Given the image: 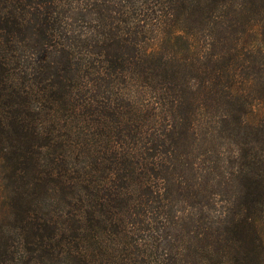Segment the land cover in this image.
Returning <instances> with one entry per match:
<instances>
[{
    "label": "trees",
    "instance_id": "16d2710c",
    "mask_svg": "<svg viewBox=\"0 0 264 264\" xmlns=\"http://www.w3.org/2000/svg\"><path fill=\"white\" fill-rule=\"evenodd\" d=\"M0 264H264V0H0Z\"/></svg>",
    "mask_w": 264,
    "mask_h": 264
},
{
    "label": "rangeland",
    "instance_id": "374dc122",
    "mask_svg": "<svg viewBox=\"0 0 264 264\" xmlns=\"http://www.w3.org/2000/svg\"><path fill=\"white\" fill-rule=\"evenodd\" d=\"M258 116H259V110L255 109L254 113L249 117V119L255 120L258 118Z\"/></svg>",
    "mask_w": 264,
    "mask_h": 264
}]
</instances>
